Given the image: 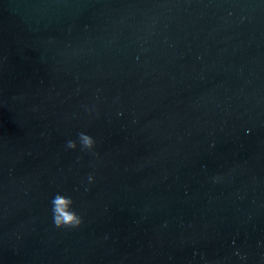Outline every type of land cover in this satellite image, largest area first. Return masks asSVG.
I'll use <instances>...</instances> for the list:
<instances>
[{
    "label": "water",
    "instance_id": "obj_1",
    "mask_svg": "<svg viewBox=\"0 0 264 264\" xmlns=\"http://www.w3.org/2000/svg\"><path fill=\"white\" fill-rule=\"evenodd\" d=\"M0 264H264V2L0 0Z\"/></svg>",
    "mask_w": 264,
    "mask_h": 264
},
{
    "label": "clouds",
    "instance_id": "obj_2",
    "mask_svg": "<svg viewBox=\"0 0 264 264\" xmlns=\"http://www.w3.org/2000/svg\"><path fill=\"white\" fill-rule=\"evenodd\" d=\"M264 2V0H262ZM117 115H120L118 112ZM96 145L95 138L86 133L80 132L77 134L76 139H69L65 144L66 150H76L77 147L81 151L92 152ZM211 182L213 184L219 183L222 180V177L216 175L212 176ZM95 182V177L92 174H89L87 177V183L89 185ZM74 204V200L71 196H68L62 192H57L50 200L51 213L53 224L58 229H78L83 223L82 215L74 210H71V206ZM239 255V253H237ZM241 260H244L245 257L241 256Z\"/></svg>",
    "mask_w": 264,
    "mask_h": 264
}]
</instances>
